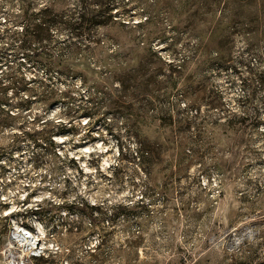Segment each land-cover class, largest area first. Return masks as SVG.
<instances>
[{
    "label": "rangeland",
    "instance_id": "obj_1",
    "mask_svg": "<svg viewBox=\"0 0 264 264\" xmlns=\"http://www.w3.org/2000/svg\"><path fill=\"white\" fill-rule=\"evenodd\" d=\"M0 264H264V0H0Z\"/></svg>",
    "mask_w": 264,
    "mask_h": 264
},
{
    "label": "bare ground",
    "instance_id": "obj_2",
    "mask_svg": "<svg viewBox=\"0 0 264 264\" xmlns=\"http://www.w3.org/2000/svg\"><path fill=\"white\" fill-rule=\"evenodd\" d=\"M30 243V244H33L34 243V236H30V235H28V234H24V243ZM31 242H33V243H31ZM36 248H37V246H36Z\"/></svg>",
    "mask_w": 264,
    "mask_h": 264
},
{
    "label": "trees",
    "instance_id": "obj_3",
    "mask_svg": "<svg viewBox=\"0 0 264 264\" xmlns=\"http://www.w3.org/2000/svg\"><path fill=\"white\" fill-rule=\"evenodd\" d=\"M101 20L98 21V23L100 22Z\"/></svg>",
    "mask_w": 264,
    "mask_h": 264
}]
</instances>
